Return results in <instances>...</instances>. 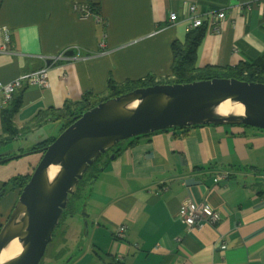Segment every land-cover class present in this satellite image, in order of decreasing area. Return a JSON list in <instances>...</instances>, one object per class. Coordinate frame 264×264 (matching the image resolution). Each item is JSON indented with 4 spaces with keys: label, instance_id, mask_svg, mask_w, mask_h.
<instances>
[{
    "label": "crops",
    "instance_id": "obj_1",
    "mask_svg": "<svg viewBox=\"0 0 264 264\" xmlns=\"http://www.w3.org/2000/svg\"><path fill=\"white\" fill-rule=\"evenodd\" d=\"M193 3L198 15L225 12L215 29L204 24L197 67L264 63V0H0V46L6 30L11 37L0 50V82L49 66V87L17 90L23 97L18 138L54 122L51 114L43 116L48 111L76 110L88 93L106 92L112 82L170 74L173 44L190 31ZM173 12L179 15L174 24ZM67 48L72 59H52ZM4 105L0 91V135ZM51 132L28 148L55 137ZM113 152L115 158L103 159L92 186L82 190L90 189L82 201L91 214L89 235L74 241L79 248L69 260L49 258L52 264H264V129L212 124L160 130ZM224 171L230 176L217 182ZM5 180L0 178V189ZM5 196L0 227L19 189ZM184 201L209 205L222 218L188 231ZM76 211L69 213L76 222L72 241L84 235Z\"/></svg>",
    "mask_w": 264,
    "mask_h": 264
},
{
    "label": "water",
    "instance_id": "obj_2",
    "mask_svg": "<svg viewBox=\"0 0 264 264\" xmlns=\"http://www.w3.org/2000/svg\"><path fill=\"white\" fill-rule=\"evenodd\" d=\"M212 124L264 129V83L216 77L137 87L74 116L44 147H30L20 155H0L3 164L42 153L0 229V264L42 262L80 182L121 141L160 130ZM10 190L11 185L0 189V200ZM81 215L88 236L91 214L87 202Z\"/></svg>",
    "mask_w": 264,
    "mask_h": 264
},
{
    "label": "trees",
    "instance_id": "obj_3",
    "mask_svg": "<svg viewBox=\"0 0 264 264\" xmlns=\"http://www.w3.org/2000/svg\"><path fill=\"white\" fill-rule=\"evenodd\" d=\"M94 11L96 13H99L98 8H96ZM97 15L99 16V14ZM205 33H206V26L202 25L200 27L191 29L186 35L185 41L174 42L173 62L171 65V72L166 77H163L162 79H158L153 76H146L144 78H140L135 81L128 82L124 85L116 84L112 82L108 86L106 92L96 95L92 93H88L79 103V107H77L76 110H72L71 108L67 107L66 111H60L58 114L52 112L49 113L48 111L47 114L45 113L43 116L45 117L51 114L50 119H53L54 121L69 120L68 123L62 124L60 128V132H62L66 127H68L73 122L74 116L81 114L83 111L92 108L93 106L97 105L102 101L129 92L137 87H147L158 83H171V84L188 83L196 80H206L216 77L218 78L234 77L244 81H255V82L264 83V63H255V64L241 63L236 67H227V68L197 67L196 65L197 52L205 36ZM72 50L73 49H70V51H68L66 55L73 56ZM22 103H23L22 94H19V92L16 91L11 101L2 107L1 116H2V124H3V133L0 135V146L7 145L8 143H11L13 140L17 139L20 136V133L22 131L16 124L15 119L19 109L22 106ZM45 120L46 119H43V122H45ZM41 121L42 120L34 122V125L39 124ZM54 139L55 137L49 138L48 140L36 145L35 148L44 147L50 144ZM250 167L255 168L254 166H250ZM30 176H31L30 173H27L25 175L15 176L14 178L10 179L7 183H5L3 187L11 184L12 190L18 188L20 193L24 185L30 179ZM69 213L72 212L70 211ZM65 214L67 213L64 212L63 216ZM54 236H55V232H54Z\"/></svg>",
    "mask_w": 264,
    "mask_h": 264
},
{
    "label": "rangeland",
    "instance_id": "obj_4",
    "mask_svg": "<svg viewBox=\"0 0 264 264\" xmlns=\"http://www.w3.org/2000/svg\"><path fill=\"white\" fill-rule=\"evenodd\" d=\"M61 59H64V58L61 57ZM62 124H63V122H60V121H54V122L49 121V122H47V124L45 126H43V125L39 126V128H40V129L38 128L39 130H36L33 133H30L27 137H21V138L15 139L11 143H8L7 145L0 146V153H6V154H10V155H13V154L14 155H20L21 153L22 154L27 153L28 152L27 149L22 152L18 148L20 146H24V145H25V148H28L29 143H32L41 134L48 133L51 135L52 130L54 132L53 134L57 137L60 134L59 132H60V128H61ZM42 138H44V136ZM126 141H121L120 143H118L115 146L114 149H117L118 146L119 147L121 145L123 146ZM111 151L102 155L99 158V160L95 163V165L89 169V171L86 173L84 179H82V181L80 182L79 186L76 189V194H74L72 196L70 203H69V206L65 210V212L67 214H65L62 217L59 225L57 226V228L55 230L54 239L50 243L48 250H47V253H46L44 259L42 260V262L40 264H52L49 261L50 260L49 258H51V260L54 258L52 260V262H55L56 258L59 262H63V260L67 261L72 256V254L76 250H78V248H79V247H77L78 244L76 243L77 245L75 246L74 241H77L80 238L85 237L84 218L81 215V204L83 203L82 201L84 200V197L86 198V196L90 192V189H86L85 192H82V190H84L87 186L89 188L92 186V184L95 181V178L92 177V174L95 173L96 169H98V170L103 169V167H104V162H102L103 159H109V160L112 159L114 152H111ZM41 157H42V153L36 152V153L28 154V155L26 154V155L21 156L19 158H16V159H13V160L8 161L6 163L0 164V178L6 179L5 181H7L8 179L10 180V179H12L18 175H25L27 173L32 174L35 166L38 164ZM9 185H11V184H9ZM2 188L3 187H1V189ZM4 196L2 197L1 201L6 197V196L5 197ZM73 208H74V210H77L76 212H77V215L80 219L79 227H81V233H82V235L83 234L84 235L83 236L80 235L81 237L79 235H76L75 239L72 241L71 235L74 234V232L76 231L74 229V223L76 224V222H74L73 217L68 213L70 211H72ZM68 236L70 238L68 240H65L66 237H68ZM60 239H63L62 244L60 242ZM65 245H67V247ZM63 246L66 247L67 254L63 255V257H60L63 254V248H62Z\"/></svg>",
    "mask_w": 264,
    "mask_h": 264
},
{
    "label": "built area",
    "instance_id": "obj_5",
    "mask_svg": "<svg viewBox=\"0 0 264 264\" xmlns=\"http://www.w3.org/2000/svg\"><path fill=\"white\" fill-rule=\"evenodd\" d=\"M191 12V23L190 30L193 28L200 27L207 24L208 28L215 29L218 20H222L225 17L224 11H209L204 15L197 14V5L195 3L190 5ZM100 20H104L103 17H98ZM169 20L171 23H176L179 20V15L176 12L170 13ZM209 29V30H210ZM11 43V37L9 30L4 33V40L2 46H0L1 51H5L8 45ZM70 51V48L62 51L58 56L52 57V59H72L73 56H68L66 53ZM51 59V60H52ZM23 85L26 86H39L40 88L49 87V66H44L38 70H29L21 72L17 77L9 81L8 83L0 82V91L4 94V104L11 101L14 93L22 88ZM230 172L224 171L219 174L216 181L219 182L220 179H227ZM181 213L186 222L187 230L190 231L194 228L203 227L205 224L215 225L221 220V214L212 209L209 205H197L191 201H184L181 207ZM127 230V226L123 225L118 230V236L123 237Z\"/></svg>",
    "mask_w": 264,
    "mask_h": 264
},
{
    "label": "flooded vegetation",
    "instance_id": "obj_6",
    "mask_svg": "<svg viewBox=\"0 0 264 264\" xmlns=\"http://www.w3.org/2000/svg\"><path fill=\"white\" fill-rule=\"evenodd\" d=\"M115 149H113L111 152H113Z\"/></svg>",
    "mask_w": 264,
    "mask_h": 264
}]
</instances>
